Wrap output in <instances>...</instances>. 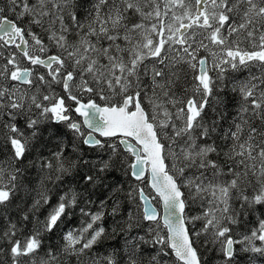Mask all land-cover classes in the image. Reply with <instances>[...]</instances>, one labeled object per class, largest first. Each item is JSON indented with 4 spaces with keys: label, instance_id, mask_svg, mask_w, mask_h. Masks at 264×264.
<instances>
[{
    "label": "snow or ice",
    "instance_id": "obj_1",
    "mask_svg": "<svg viewBox=\"0 0 264 264\" xmlns=\"http://www.w3.org/2000/svg\"><path fill=\"white\" fill-rule=\"evenodd\" d=\"M0 264H264V0H0Z\"/></svg>",
    "mask_w": 264,
    "mask_h": 264
},
{
    "label": "trees",
    "instance_id": "obj_2",
    "mask_svg": "<svg viewBox=\"0 0 264 264\" xmlns=\"http://www.w3.org/2000/svg\"><path fill=\"white\" fill-rule=\"evenodd\" d=\"M34 176H35V174L33 173V179H34ZM49 187H52L51 185H49ZM66 187H76V185L75 184H72V185H66ZM42 218V217H41ZM75 226V224L73 223V224H69V227H74ZM57 241V238H53V242H56Z\"/></svg>",
    "mask_w": 264,
    "mask_h": 264
}]
</instances>
